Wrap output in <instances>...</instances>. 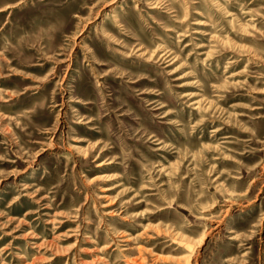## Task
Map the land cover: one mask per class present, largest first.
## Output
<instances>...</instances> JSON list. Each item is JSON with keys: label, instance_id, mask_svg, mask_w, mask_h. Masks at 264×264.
<instances>
[{"label": "rangeland", "instance_id": "374dc122", "mask_svg": "<svg viewBox=\"0 0 264 264\" xmlns=\"http://www.w3.org/2000/svg\"><path fill=\"white\" fill-rule=\"evenodd\" d=\"M0 264H264V0H0Z\"/></svg>", "mask_w": 264, "mask_h": 264}]
</instances>
